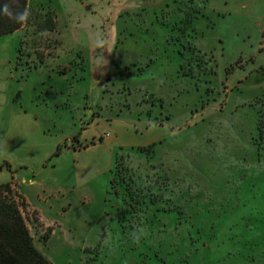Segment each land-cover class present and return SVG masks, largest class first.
<instances>
[{"label":"rangeland","instance_id":"obj_1","mask_svg":"<svg viewBox=\"0 0 264 264\" xmlns=\"http://www.w3.org/2000/svg\"><path fill=\"white\" fill-rule=\"evenodd\" d=\"M29 9L0 38V175L40 251L52 264H264V0ZM47 14L54 31L33 24ZM101 34L112 52L98 68Z\"/></svg>","mask_w":264,"mask_h":264},{"label":"trees","instance_id":"obj_2","mask_svg":"<svg viewBox=\"0 0 264 264\" xmlns=\"http://www.w3.org/2000/svg\"><path fill=\"white\" fill-rule=\"evenodd\" d=\"M12 7L16 11H23L25 7L29 8V0H15ZM45 17V20L35 21L33 24L39 30L54 31L56 21L53 15L47 14ZM28 23L30 18L26 24ZM23 26L6 17H0V38L15 33ZM146 151L153 152V145ZM119 160L118 158L111 182L112 190L125 183L119 169ZM25 207L24 198L14 191L12 184L0 186V264H52L35 243L28 220L24 215Z\"/></svg>","mask_w":264,"mask_h":264},{"label":"clouds","instance_id":"obj_3","mask_svg":"<svg viewBox=\"0 0 264 264\" xmlns=\"http://www.w3.org/2000/svg\"><path fill=\"white\" fill-rule=\"evenodd\" d=\"M13 4H15V0H0V17H6L23 26L29 20L31 10L28 7H25L23 11H16L12 7ZM94 46L97 50H100V54H96L97 67L103 68L107 64L103 51L107 50L111 53L112 49L109 47L106 37L102 34L94 39Z\"/></svg>","mask_w":264,"mask_h":264},{"label":"crops","instance_id":"obj_4","mask_svg":"<svg viewBox=\"0 0 264 264\" xmlns=\"http://www.w3.org/2000/svg\"><path fill=\"white\" fill-rule=\"evenodd\" d=\"M90 130H91V129H90ZM93 134H95V133H93ZM108 134L110 135V133H108ZM82 138H85V134L82 135ZM0 151H1V152L4 151V148L1 147V146H0ZM1 167H2V166H1V163H0V168H1ZM4 171H5V169H3V172H4ZM6 176H7V175H3V177H1V175H0V186H1V185H5V184H9V181L6 180ZM37 186H39V184H36V183H35V184L33 185V187H37ZM29 188H30V187H29ZM23 195L27 198V202H30V200H29L30 198H29L28 194H23Z\"/></svg>","mask_w":264,"mask_h":264}]
</instances>
